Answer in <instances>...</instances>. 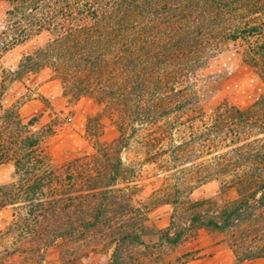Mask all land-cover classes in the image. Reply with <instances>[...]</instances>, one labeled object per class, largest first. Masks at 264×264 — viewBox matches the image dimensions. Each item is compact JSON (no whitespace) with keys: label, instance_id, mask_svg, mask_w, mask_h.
I'll use <instances>...</instances> for the list:
<instances>
[{"label":"trees","instance_id":"obj_1","mask_svg":"<svg viewBox=\"0 0 264 264\" xmlns=\"http://www.w3.org/2000/svg\"><path fill=\"white\" fill-rule=\"evenodd\" d=\"M7 14L0 59L50 35L23 57L15 79L50 67L74 101L88 96L102 110L87 125L94 153L61 166L47 150L52 125L35 128L14 108L2 112L0 164L14 172L0 185V211L13 209L0 264L15 256L41 263L57 241L76 246L98 236L114 245L110 264H142L148 218L134 200L133 168L122 158L139 128L147 133L139 146L145 162L162 160L167 172L190 165L150 199L185 205L188 214L176 212L152 234L158 240L151 247L178 246L199 229H252L264 238V94L246 109L223 104L207 115L194 84L228 45L264 80V0H9ZM103 114L118 129L111 143L100 139ZM212 181L236 197L222 206L185 199ZM249 237L236 246L237 261L264 257V245ZM70 253L60 250L63 262Z\"/></svg>","mask_w":264,"mask_h":264},{"label":"rangeland","instance_id":"obj_2","mask_svg":"<svg viewBox=\"0 0 264 264\" xmlns=\"http://www.w3.org/2000/svg\"><path fill=\"white\" fill-rule=\"evenodd\" d=\"M8 10L9 0H0V34L10 25ZM49 37L47 32H43L14 47L0 59V116L5 109L14 108L24 122L35 120V128L52 125L55 132L48 139L47 150L55 164L61 166L84 154L94 153L87 125L89 118L101 112L102 106L88 96L74 101L70 94L64 92L61 80L50 67L25 73L21 78L15 79L14 72L23 57L43 48ZM194 84L198 105L207 115L223 104L246 109L264 94V80L244 63L240 50L233 45L217 52L197 72ZM95 123L91 121V127ZM100 124L101 141L111 143L118 138V129L107 115L103 114ZM130 131L131 129L128 134ZM136 134L129 148L122 152V158L127 167L133 168L134 200L137 205H145L143 211L148 218V236L145 237V242L149 247H143L139 251L142 264H264V257L244 261L236 259L234 250L243 242L242 238L251 235L247 241L264 245L263 235L258 233L254 236L252 229L245 231L237 228L227 232L199 229L178 246L151 247L158 240L152 234L168 227L176 212L182 218H187L188 214L185 205L176 207L171 203H162L163 201L153 205L150 199L156 190L168 187L172 174L175 178H180L187 173V170L181 171L190 165L179 166L177 171L167 172L162 160L159 163L145 162L139 146L147 133L139 128ZM13 172L12 164H0V185L10 183ZM235 197L233 190L222 193L218 182L212 181L194 188L185 199L192 202L215 200L222 206ZM12 217L11 207L0 211V251L10 245L3 234ZM113 246L106 236H98L95 240L91 239L76 246L57 241L44 251L41 263L23 262L15 256L5 264H110ZM62 249L71 252L64 262L60 255Z\"/></svg>","mask_w":264,"mask_h":264}]
</instances>
